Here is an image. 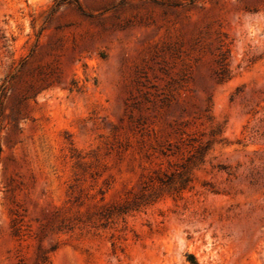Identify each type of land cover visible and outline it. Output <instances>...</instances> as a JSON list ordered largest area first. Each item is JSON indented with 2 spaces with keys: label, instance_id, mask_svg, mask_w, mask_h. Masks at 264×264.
Listing matches in <instances>:
<instances>
[{
  "label": "rangeland",
  "instance_id": "374dc122",
  "mask_svg": "<svg viewBox=\"0 0 264 264\" xmlns=\"http://www.w3.org/2000/svg\"><path fill=\"white\" fill-rule=\"evenodd\" d=\"M0 96V264H264V0H0Z\"/></svg>",
  "mask_w": 264,
  "mask_h": 264
},
{
  "label": "trees",
  "instance_id": "16d2710c",
  "mask_svg": "<svg viewBox=\"0 0 264 264\" xmlns=\"http://www.w3.org/2000/svg\"><path fill=\"white\" fill-rule=\"evenodd\" d=\"M222 74L223 75H221V80H225V79H227L228 78V76H229V71H228V69H225V67H223V70H222ZM3 97V96H2ZM1 96H0V98H2ZM1 103L2 102H0V106H1ZM1 130H2V128H1V124H0V133H1ZM207 150V149H206ZM0 153H1V146H0ZM203 154H205V148H202L201 149V152H200V155H203ZM187 182H189V178L187 177V175H184V176H182V181H181V187L179 188L180 190L181 189H186L187 188ZM191 263L192 264H198L196 261H191Z\"/></svg>",
  "mask_w": 264,
  "mask_h": 264
}]
</instances>
